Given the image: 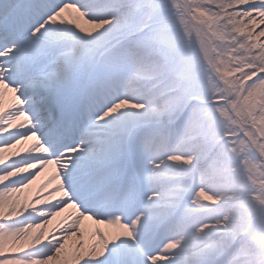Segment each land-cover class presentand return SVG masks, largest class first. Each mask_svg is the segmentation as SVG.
Masks as SVG:
<instances>
[{"label":"snow or ice","instance_id":"snow-or-ice-1","mask_svg":"<svg viewBox=\"0 0 264 264\" xmlns=\"http://www.w3.org/2000/svg\"><path fill=\"white\" fill-rule=\"evenodd\" d=\"M0 264H264V0H0Z\"/></svg>","mask_w":264,"mask_h":264},{"label":"bare ground","instance_id":"bare-ground-1","mask_svg":"<svg viewBox=\"0 0 264 264\" xmlns=\"http://www.w3.org/2000/svg\"><path fill=\"white\" fill-rule=\"evenodd\" d=\"M87 26V25H85ZM4 104H5V107L6 108H10L11 107V104H12V97H11V94H8L5 96L4 98ZM27 107V106H25ZM76 142H79L78 140ZM65 146H68V145H65ZM75 167V166H73ZM55 170V166H52V168L49 170L48 173H46L44 176L41 177V179L39 181H37L36 184H34L33 186H31L30 188L28 189H25L24 192L22 193H16L15 196L13 197L14 199H19L22 203L25 201V200H32V199H35L36 196H37V193L39 192L40 188H41V185H43L48 179L51 178V175L53 174ZM66 181L69 182V178L66 177ZM54 185L50 186V187H53ZM70 188L72 187V185H69ZM50 189H45L44 190V193L42 194H47V192L49 191ZM74 190V189H73ZM55 199V198H54ZM81 200H83V197H81ZM84 207H89L91 208V205H89L88 203H84L83 205ZM94 212H95V209H92ZM99 215L103 216V213H99ZM60 219L62 218H57V221H54V224L56 222H58ZM54 226V225H53ZM53 226H49L50 229L53 228ZM99 227H102L104 228L106 231L110 232V233H113L115 232L114 231V228H110L109 226H106V225H99ZM85 228H86V238L89 237L91 235V225L89 222H86L85 223ZM50 234V233H49ZM78 243V238L74 237L72 240H70L68 242V249H67V254H68V259H71L72 258V253L74 252L75 250V245Z\"/></svg>","mask_w":264,"mask_h":264},{"label":"rangeland","instance_id":"rangeland-1","mask_svg":"<svg viewBox=\"0 0 264 264\" xmlns=\"http://www.w3.org/2000/svg\"><path fill=\"white\" fill-rule=\"evenodd\" d=\"M62 150V149H61ZM70 181V180H69ZM69 185H71V181L69 182ZM90 223V225H91V231H93L94 229H95V227H99V225H95V224H93L92 222H89ZM111 228V227H110ZM114 231L116 232L117 231V229H115L114 228Z\"/></svg>","mask_w":264,"mask_h":264}]
</instances>
